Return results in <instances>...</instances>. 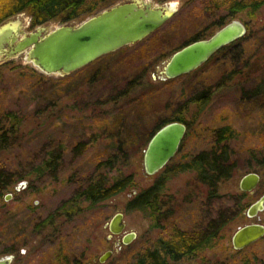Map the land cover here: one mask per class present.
<instances>
[{
    "label": "rangeland",
    "instance_id": "rangeland-1",
    "mask_svg": "<svg viewBox=\"0 0 264 264\" xmlns=\"http://www.w3.org/2000/svg\"><path fill=\"white\" fill-rule=\"evenodd\" d=\"M120 1L124 0L110 4ZM145 1L174 2L175 13L142 41L103 55L69 75L44 74L27 63L24 55L0 62V117L13 112L22 118L18 130L9 135L10 146L0 151V171L10 183L0 193V258L12 255L11 264H63L67 258L71 264H135L136 253L146 250L162 233L152 228L143 212H127V202L162 172L209 149L213 129L222 125L237 131L228 141L232 174L220 183L213 199L193 172L173 175L166 190L173 195L170 223L186 231L204 229L222 211L233 220L218 243L190 263L241 264L249 258L252 264H264V237L238 251L230 242L239 226L264 224V210L251 218L245 209L236 211L264 193V99L248 95L264 78V33L260 30L264 6L254 18L245 12L230 18L225 10L211 9L213 0ZM21 18L25 23L30 16L24 13ZM231 20L245 24L247 39H236L191 73L162 79L176 51L195 38L209 37L222 22ZM61 24L51 21V29ZM200 93L206 95L203 101L187 103ZM175 115L188 121V132L164 169L148 175L145 149L159 126ZM116 135L127 143L123 145L127 154H121L114 167L104 166L116 153ZM48 155L51 166L39 173L36 168ZM249 171L259 173L260 183L239 197V179ZM118 172L133 173L136 186L93 206L83 201L81 210L71 217L57 212L92 178ZM118 211L124 213L126 229L111 235L108 224ZM46 219L50 223L43 225ZM130 232L136 238L122 244L123 235ZM107 250L113 254L101 263L99 257Z\"/></svg>",
    "mask_w": 264,
    "mask_h": 264
},
{
    "label": "water",
    "instance_id": "water-1",
    "mask_svg": "<svg viewBox=\"0 0 264 264\" xmlns=\"http://www.w3.org/2000/svg\"><path fill=\"white\" fill-rule=\"evenodd\" d=\"M24 13L15 14L0 23V62L24 55L27 63L33 64L44 74L66 76L103 55L145 39L175 13V3L158 5L145 0H124L81 22L72 20L51 29L49 21L30 31L27 28L32 26V20L30 17L23 23L21 15ZM245 32L244 23L231 20L209 37L185 45L167 61L162 79H173L195 71L214 52L242 37ZM186 133L187 125L184 122L172 121L153 134L144 152V167L148 175L158 173L175 157ZM260 178L255 171L246 172L239 179V191L253 192ZM263 210L264 193L248 204L245 214L251 218ZM108 226L111 235L124 233V213L118 211ZM262 237L263 223H247L234 231L231 244L234 249H241ZM135 238V232L125 233L121 243L128 245ZM112 254L113 250H107L99 257V261L106 262ZM12 259V255L1 257L0 264H11Z\"/></svg>",
    "mask_w": 264,
    "mask_h": 264
},
{
    "label": "trees",
    "instance_id": "trees-1",
    "mask_svg": "<svg viewBox=\"0 0 264 264\" xmlns=\"http://www.w3.org/2000/svg\"><path fill=\"white\" fill-rule=\"evenodd\" d=\"M213 1L214 4L211 9L225 10L230 18L240 12H245L248 18H254L264 6V0ZM110 2L111 0H0V23L21 12H26L31 17L32 27L53 20L63 23L72 20H83L110 6ZM222 24H225V21ZM260 30L264 33V27ZM244 36H246V39L249 37L245 32L240 39L244 38ZM204 37L195 38L193 41L203 39ZM228 46L226 45L224 48ZM248 95L256 96L260 100L264 99V78L259 80L256 87L249 91ZM203 96L205 97L206 95L200 93L199 97H191L187 103L203 101ZM175 116V118L164 121L159 128L172 121H181L187 125L188 132V121L181 115ZM21 123L22 118L13 112H7L4 116L0 117V151L10 146L9 135L18 130ZM236 136L237 131L229 125H222L213 129V141L209 149L189 158L186 162L179 163L172 171L162 172L157 176L152 185L141 189L127 202V212L139 210L145 215L150 216L152 227L162 233V235L153 241L152 248L136 253L135 264H177L191 262L197 260L199 254L206 248H212L218 243L225 226L233 218L227 217L224 212L220 211L216 216L210 218L204 229L185 231L178 228L175 224L170 223L173 213L171 209L173 207L171 203L173 195L167 193V183L177 173L193 172L197 183L207 186L206 191L208 196L212 197V199L217 198L220 183L227 180L232 174L231 170L234 167V162L230 159L228 141ZM113 142L116 145V153L110 155L108 160L103 163L104 166L114 167L116 159H119L123 153L127 154V152H123L124 146L127 147V143H125L121 135L113 137ZM127 156L123 158L127 159ZM50 160L52 159L48 155V158L36 170L39 173L49 170L51 166ZM262 167L264 168V163ZM6 180H8L7 175L0 171V193L10 186V183L6 182ZM135 186L136 180L133 173L123 174L122 172H118V174L113 176L102 173L92 178L74 198L65 201L57 209V212L62 216L71 217L76 210H81L83 201L93 206ZM245 194V192H241L237 196L242 197ZM76 204H78V207L75 209ZM238 207L236 210L238 213L241 209H246L242 205ZM49 223V219L42 222L43 225H48ZM201 262L202 260L198 261L199 264ZM63 264H71V262L67 258ZM241 264H252V262L249 258H244Z\"/></svg>",
    "mask_w": 264,
    "mask_h": 264
},
{
    "label": "flooded vegetation",
    "instance_id": "flooded-vegetation-1",
    "mask_svg": "<svg viewBox=\"0 0 264 264\" xmlns=\"http://www.w3.org/2000/svg\"><path fill=\"white\" fill-rule=\"evenodd\" d=\"M53 21H55V20H53ZM34 27H31L30 29H28V31H30V30H32ZM225 47V46H224ZM224 47H222V48H224ZM222 48H220L219 50H221ZM219 50H217V51H219ZM217 51L216 52H214L211 56H213L215 53H217ZM210 56V57H211ZM164 169V168H163ZM157 174V173H156ZM245 193H248V192H245ZM147 216V215H146ZM149 217V219L151 220V217L150 216H148ZM151 223H152V220H151ZM152 226V225H151ZM153 228V227H152ZM179 228V227H178ZM154 229H156V228H154ZM180 229H182V228H180ZM182 230H184V229H182ZM186 231V230H185ZM263 238V237H262ZM261 239V238H260ZM260 239H258V240H260ZM257 240V241H258ZM257 241H255V242H257ZM230 242H231V239H230ZM255 242H253V243H255ZM253 243H251V244H253ZM251 244H249V245H247V246H245V247H243V248H241V249H244V248H246V247H248V246H250ZM152 245H153V243L151 244V246H149L148 248H146V249H149V248H152ZM231 246H232V244H231ZM233 248V247H232ZM207 249V248H206ZM234 249V248H233ZM241 249H234V250H236V251H238V250H241ZM80 262V261H79ZM76 264H83V263H76Z\"/></svg>",
    "mask_w": 264,
    "mask_h": 264
}]
</instances>
